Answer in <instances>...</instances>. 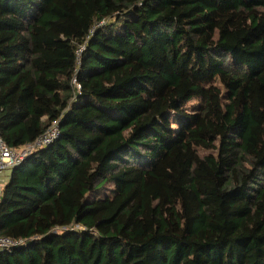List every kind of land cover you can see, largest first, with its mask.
<instances>
[{
    "label": "trees",
    "instance_id": "trees-1",
    "mask_svg": "<svg viewBox=\"0 0 264 264\" xmlns=\"http://www.w3.org/2000/svg\"><path fill=\"white\" fill-rule=\"evenodd\" d=\"M53 121L0 264H264V0H0V134Z\"/></svg>",
    "mask_w": 264,
    "mask_h": 264
},
{
    "label": "built area",
    "instance_id": "built-area-1",
    "mask_svg": "<svg viewBox=\"0 0 264 264\" xmlns=\"http://www.w3.org/2000/svg\"><path fill=\"white\" fill-rule=\"evenodd\" d=\"M60 135L58 121H53L45 133L34 143L19 148L10 147L0 134V178L7 171H11L16 165L20 164L27 155L39 147L52 143ZM3 185L0 181V197L3 191ZM15 244V241L8 237L0 236V249Z\"/></svg>",
    "mask_w": 264,
    "mask_h": 264
},
{
    "label": "rangeland",
    "instance_id": "rangeland-1",
    "mask_svg": "<svg viewBox=\"0 0 264 264\" xmlns=\"http://www.w3.org/2000/svg\"><path fill=\"white\" fill-rule=\"evenodd\" d=\"M196 103H198V100L197 99H194V100H192L191 102H189L188 103V107L190 108V107H192L194 104H196ZM179 116L178 115H176V114H173V116H172V121H173V123H174V126H177L178 124H179ZM200 154L201 155H205V154H207V152L206 151H202V150H200ZM3 185V184H2ZM5 185H3V187H4Z\"/></svg>",
    "mask_w": 264,
    "mask_h": 264
},
{
    "label": "crops",
    "instance_id": "crops-1",
    "mask_svg": "<svg viewBox=\"0 0 264 264\" xmlns=\"http://www.w3.org/2000/svg\"><path fill=\"white\" fill-rule=\"evenodd\" d=\"M10 173H11L10 171H7V172H5L4 174L1 175V178H0L1 184H3V185L6 184V182L9 179Z\"/></svg>",
    "mask_w": 264,
    "mask_h": 264
}]
</instances>
